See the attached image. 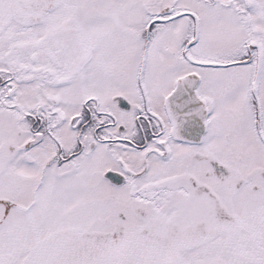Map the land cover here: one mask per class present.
Wrapping results in <instances>:
<instances>
[{
	"label": "snow or ice",
	"instance_id": "obj_1",
	"mask_svg": "<svg viewBox=\"0 0 264 264\" xmlns=\"http://www.w3.org/2000/svg\"><path fill=\"white\" fill-rule=\"evenodd\" d=\"M0 264H264V0H0Z\"/></svg>",
	"mask_w": 264,
	"mask_h": 264
}]
</instances>
